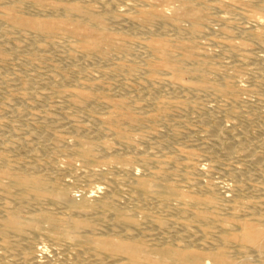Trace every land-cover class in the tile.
<instances>
[{
  "label": "bare ground",
  "instance_id": "1",
  "mask_svg": "<svg viewBox=\"0 0 264 264\" xmlns=\"http://www.w3.org/2000/svg\"><path fill=\"white\" fill-rule=\"evenodd\" d=\"M195 1L0 0V88L6 93L0 106V264H264L261 205L250 202L243 210V199L234 194L225 203L216 196L218 183L201 178L185 177L187 189L183 183L178 185L173 166L178 155L163 152L161 146L148 148L153 139H160L164 128L140 130L144 124H167L175 117L176 94L188 96L191 88V93L211 90L216 97L231 98H223V107L214 105L219 108L201 117L203 123H213V133L229 114L242 109L236 80L206 85L215 68L198 48L200 39H206L234 54L239 47L224 25L232 18L243 23L238 37L242 34L256 44L262 41L264 15L248 8L264 11V0H212L209 5L208 0ZM208 8L215 11L212 19ZM211 20L221 23L220 29L215 30ZM216 31L223 39H215ZM120 55L130 59L112 62V57ZM13 56L22 59L14 63ZM43 59L49 60L47 66L53 72L38 79L32 67ZM19 64L21 69L5 74ZM226 71L215 73L228 79ZM82 73H95V79H80ZM191 74L200 75L203 84L187 87L184 80ZM131 78L140 80L134 95L130 94ZM33 96L39 102L59 99L34 112L32 104L20 102ZM190 98L180 102L181 108L200 103ZM12 121L22 124L9 125ZM171 123L163 146L178 137ZM247 134L230 135L233 142L227 145L228 153L235 154L236 145L247 141L246 162L259 164L264 140ZM256 146H262L263 153H255ZM194 155L188 151L187 159L181 156L187 168L196 165ZM62 157L68 158L64 164ZM260 178L256 189L264 193V176ZM77 184L83 187L79 186L81 197L72 190Z\"/></svg>",
  "mask_w": 264,
  "mask_h": 264
},
{
  "label": "rangeland",
  "instance_id": "2",
  "mask_svg": "<svg viewBox=\"0 0 264 264\" xmlns=\"http://www.w3.org/2000/svg\"><path fill=\"white\" fill-rule=\"evenodd\" d=\"M212 0H208L207 1V3L206 4H211V3H213V1L211 2ZM238 1H240V0H238ZM197 4H200V3H202V2H204V1H202V0H196L195 1ZM211 2V3H210ZM158 3L155 1L154 2V5H157ZM248 10L251 12V13H254V14H257V15H264V11L262 10L261 11V9H258V8H254V7H251V8H248ZM207 12H208V14H209V16H210V18L212 19V17L214 18L215 17V11H213V9L212 10H210L209 11V8L207 9ZM214 14V15H212V14ZM239 23V24H238ZM212 26H213V28H215V30H217V29H220V26H221V23H218V22H216V21H212L211 20V23H210ZM241 24V25H240ZM225 26H226V28H228V29H230V31L232 32L231 33V37H230V39H231V41H233L234 43H236L237 45H238V47L239 48H237V50H236V52L234 53V54H232L231 52V49L230 48H227V51H225V47H223V46H220V45H217L216 44V46H214V44L211 42V41H209V40H206V39H204V41L205 42H203L202 40L203 39H200V41H201V44L199 45V48H198V50L200 51V52H203V53H206L207 54V56H208V59L211 61V63H212V66L215 68V70H211L209 73V75L210 76H208V77H210V79L208 78V80H207V82H206V85H211V84H216V83H218L219 85H223V83H225L226 81L225 80H230V81H235L234 82V84L236 85V87H237V90H238V96H237V98H238V100L239 101H241V102H239V110H240V106H242V109L239 111V113H231V114H229V116H227V118L225 119V122H224V125L226 124V122L227 123H229L228 125L226 124L225 126L223 125H221L220 127H218V128H216V130H218L219 128H222V129H220L221 131H223V132H221L220 130H218V131H216L217 133L219 132V134H217L215 131H214V133H213V131H211V130H213L210 126H212V122H209L210 123V125L208 126V124L207 123H203L202 121V119L203 118H207L209 115H210V113L212 112V110H217L219 107H223L222 105H225V103H224V101L226 100V101H230V99L231 98H229V97H223V98H226L225 100L223 99V98H220V97H216L215 96V94H214V91H213V93H210V92H212L210 89V94L208 93V90H206V91H202V90H192V93H191V89L189 90V92H186V94L188 95V96H186L185 95V92H183V93H181V92H178V94H176V96H175V99H177L176 100V108H175V110H174V114L173 115H175V117L173 116L172 118H171V120H174L175 121V123H176V121L178 122V123H174L173 121H171V120H169L170 122H172V123H174V125H176L175 126V129H176V135L178 136V137H174V140H172V142L171 143H169L168 145H165V146H163V145H161V143L165 140V139H168L169 138V135L171 134V132H168V131H170V128H169V130H168V127H170V122L169 121H167L166 123L168 124H164V123H162V122H158L159 123V125H157L158 123L156 122V123H153V124H144V126L143 125H141V127H143V129H140L142 132H144V130H147V128H148V131H145V133H148V132H150V131H154L153 129H152V127H156L157 129H159L160 131L162 130L163 131V135H161V137H160V139L158 138H156V139H153L152 141H151V144L149 145V147L148 148H152V149H154L153 147H160L161 146V150L163 151V152H166V153H168V154H172V152H173V154L176 156V155H178V157H177V161L175 162V164H173V166H174V168H176L175 170H176V176H175V178H177V179H175V180H177L176 182H178L177 184L178 185H182V183H183V186H185L184 188H188L187 186V184H184V183H186V180H184L185 179V177H187V176H189V177H191V178H193V179H195V178H201V179H203V180H209V181H212V182H217L218 183V186L216 187V196H218V198L219 199H221V200H223L225 203H227L229 200L228 199H232V198H234V197H237V198H241V200L243 199V207L241 208V209H243L244 210V208L247 206V205H249V204H251L252 202H253V204H255V203H259V205H261L260 207V209H261V213H262V215H260L259 217L260 218H264V193H263V191H261L260 189L259 190H257L256 188L257 187H259L258 185V183H260V181H261V178L260 177H262V175L264 176V156H263V160L259 163V164H255V163H252L250 160H249V162H246V160L248 161V159H249V157H247V158H245V156H243L244 154H245V144L247 143V141L245 142V144L244 143H238L237 145H236V148H237V152L235 153V154H233V155H231V154H229L228 153V150H227V145H229V144H232V142H233V140H231V137H230V135L232 136V135H235V136H237V135H240V134H242L243 135V132L244 133H248L249 134V136H248V134H247V136L248 137H250V139H251V137L253 136H255L254 138L257 140L258 138L259 139H263L264 140V133H262L261 132V130L263 129V125H264V78L262 77V76H260V75H262V73H264V60L261 58V57H264V37H263V39H262V41H257V44L256 43H253V42H256V41H253L252 39H250L251 41H249V38H247V39H245L244 38V36L242 35V34H239V37H241L240 39H239V37L237 36L238 35V33H240V32H238V28L240 27V26H242L243 25V23H242V21L240 22V20H234L233 18H232V21H230L229 23H225L224 24ZM223 26V25H222ZM119 26H113V29L115 28V31H117L116 29L118 28ZM237 29V30H236ZM237 31V32H236ZM219 31H216V36H215V34L214 35H210L211 37H213V36H215V39L217 38V39H223L222 38V36H221V34L220 33H218ZM170 34H163L162 36H164V37H167V36H169ZM136 36H139V35H136ZM243 36V37H242ZM236 37V38H235ZM235 38V39H234ZM243 38V39H242ZM244 39H245V41H244ZM238 41L240 42V43H238ZM253 41V42H252ZM258 42H262V44L261 43H258ZM207 44V45H206ZM211 44H212V47H211ZM205 45V46H204ZM258 45V46H257ZM260 45V46H259ZM263 47H262V46ZM212 49H211V48ZM223 48V49H222ZM204 49V50H203ZM246 49V50H245ZM210 50V51H209ZM245 51V52H244ZM231 54H230V53ZM241 54V56H239V54ZM244 53L246 54V55H244ZM228 54H230V55H228ZM228 55V56H227ZM237 55L239 56V57H237ZM259 55H262L261 57L259 56ZM210 56V57H209ZM235 58H234V57ZM258 56H259V58H258ZM119 57V58H118ZM229 57V58H228ZM241 57V58H240ZM117 58V59H116ZM127 58V59H126ZM128 58L130 59V56H115V57H112V62H114V61H119L120 59L121 60H128ZM235 60H234V59ZM240 58V59H239ZM13 59H14V63H16L17 62V60H21L22 58L21 57H19V56H13ZM141 59H142V57L141 58H137L136 59V61H138V62H140L141 61ZM233 59V60H232ZM240 61H238V60ZM260 59H262L261 61H260ZM213 61H215V64H214V62ZM111 62V60H110V63H112ZM217 62V63H216ZM235 62V63H234ZM262 64H260V63ZM47 63H49V60L48 59H46V60H41L40 62H36V66H33L32 67V73L34 72V74L35 75H37V78L38 79H40V78H43V77H45L48 73H52L53 72V69L51 68V67H49V66H47L48 64ZM219 63V64H218ZM218 64V65H217ZM259 64L261 65V66H259ZM237 65V67H232V66H236ZM221 66V67H220ZM23 67V65H21V64H19V65H13V66H11L10 68H8L7 70H6V72H5V74H10V73H12V72H16V71H18L19 69H21ZM219 67H220V69H219ZM218 68V69H217ZM225 68H227L226 70H224ZM262 68V69H261ZM223 69V70H222ZM217 71H220V72H225L226 71V74L228 73V75H229V77H228V79H226L227 77V75H225L224 77H226L225 79H220L219 78V76L217 75V73H215V72H217ZM238 71V72H237ZM212 73V74H211ZM216 74V75H214V74ZM233 73H234V75H233ZM237 73V74H236ZM231 74L233 75V76H231ZM96 74L94 73V74H89V75H85V74H81L80 75V79L82 78L83 80H85V81H93L94 79H95V76ZM235 75H236V77H235ZM264 75V74H263ZM212 76H214V79H213V77ZM231 76V77H230ZM260 77H261V79H260ZM24 78H26V77H24ZM189 79V81H188V79ZM187 78H185V80H184V82H185V84H186V86L188 87H191V86H193V85H195L196 84V82H197V84H203V83H201L202 81H203V79H202V77L200 76V75H197V74H191V75H188L187 76ZM230 78V79H229ZM236 78V79H235ZM103 79V78H102ZM231 79H233V80H231ZM103 80H105V79H103ZM223 80V81H222ZM237 80H239V81H237ZM195 81V82H194ZM209 81H211L212 83H210ZM215 81V82H214ZM218 81H221V82H218ZM199 82V83H198ZM237 82V83H236ZM239 82V83H238ZM130 94L131 95H134L136 92V90L138 91V87L140 86V80H138L137 78H131V80H130ZM138 83V84H137ZM221 83V84H220ZM72 85L74 84V82H72L71 83ZM245 86V87H244ZM133 88V89H132ZM244 89V90H243ZM21 90H19L18 91V93L20 92ZM194 91H195V93H194ZM199 91V92H198ZM202 91V92H201ZM204 92V93H203ZM206 92V93H205ZM239 92H240V95H239ZM197 93V94H196ZM201 93V95H199V94ZM203 93V94H202ZM181 94H182V96L185 98H183L182 99V96H181ZM194 94H196V95H194ZM208 94L209 96H210V98L208 97V95H207V99H206V95ZM212 94H214V95H212ZM5 95H6V93H5V91L3 90V89H1L0 88V106H2L3 107V103L6 101L5 100ZM194 97H193V96ZM199 95V96H198ZM195 96H196V98H195ZM213 96V97H212ZM9 97V96H8ZM186 97L188 98V97H191V98H193V99H195V102H198V101H200V103H196L195 105L196 106H192L191 108H189L188 106V108H186V104H184L185 105V107L184 106H182V108H181V106L180 105H183V104H181V103H183L185 100H186ZM202 97H204V98H202ZM240 97V98H239ZM180 100H179V99ZM190 98V99H191ZM212 98H214L215 99V101H214V99H212ZM21 100H20V102L21 103H25V102H28V103H30V105L32 104V106L30 107V109L32 110V111H34V112H39V111H41V110H44V109H46V108H48L51 104H52V101L54 100H57V99H59V98H57V97H52L49 101H46V102H39L38 100H37V98L36 97H23V98H20ZM202 99V100H201ZM218 99H219V101H218ZM223 99V100H222ZM210 100H212V101H210ZM202 101H204V102H202ZM219 102L218 104H216L217 102ZM242 101H243V105L241 104L242 103ZM181 102V103H180ZM210 102V103H209ZM214 102V104H212ZM216 102V103H215ZM220 102H223L224 104H222V103H220ZM177 103H180L179 105L177 104ZM204 103H206V104H204ZM209 104V105H208ZM204 105V106H203ZM207 105V106H206ZM211 105V107H209ZM214 105L216 106H219V107H216V108H214ZM179 106V107H178ZM204 108H203V107ZM194 107H197V108H194ZM201 107V108H200ZM205 107H207V108H205ZM180 109V111L181 110H185V111H178L179 109ZM184 108V109H183ZM199 108H200V112H197V110H199ZM210 110H209V109ZM188 109H190V112H189V110ZM193 109H194V111H195V109H196V111L195 112H197V113H195L194 111H193ZM202 109H205V110H203L202 111ZM193 111V112H192ZM206 111V112H205ZM135 112L136 113H138L139 112V110L138 109H135ZM177 112V113H176ZM185 112H186V114H185ZM180 113V114H179ZM181 113H182V115H181ZM184 113V114H183ZM190 113L192 114L191 116H189L190 115ZM195 113V114H194ZM208 113H209V115H208ZM56 114H57V112H56ZM55 114V115H56ZM177 114V115H176ZM193 114H194V116H193ZM205 114H207V115H205ZM188 115V116H187ZM202 115V116H201ZM57 117L58 116H60L59 115V113H58V115H56ZM180 116V117H179ZM184 116V117H183ZM196 116H197V118H196ZM199 116H200V118H199ZM201 117H203L202 119H201ZM180 118H181V120H180ZM189 118H191V119H189ZM196 118V119H195ZM199 118V119H198ZM180 121H179V120ZM182 120H183V123H184V121H185V123L183 124L182 123ZM187 120V121H186ZM202 120V121H201ZM227 120V121H226ZM230 120V121H229ZM199 121H201V123H203L204 125H202ZM182 124H180V123ZM232 122H233V124H232ZM171 123V124H172ZM200 123V124H199ZM12 124H16V125H18V126H21V124H22V122L21 121H16V122H9V125H12ZM162 124V125H161ZM205 124H206V126H205ZM7 126L6 128L7 129H10V126ZM147 125V126H146ZM165 125V127H163ZM173 125V124H172ZM186 125V126H185ZM199 125L201 126L200 128H199ZM162 128V129H160V127ZM178 126V127H177ZM181 128H180V127ZM182 126H184V127H182ZM205 126V127H204ZM228 126V127H227ZM127 128H128V130L130 129V131H132V132H138L137 131V129H136V127H128V126H126ZM138 127V126H137ZM140 126L138 127V130H139V128H141ZM147 127V128H146ZM149 127H151V128H149ZM167 127V128H166ZM188 127V128H187ZM207 127V128H206ZM224 127V128H223ZM184 128V129H183ZM206 128V129H205ZM229 128V130H227V129ZM262 128V129H261ZM165 129H167V131L165 130ZM188 129V130H187ZM192 129V130H191ZM224 129H226V130H224ZM139 130V131H140ZM178 130V131H177ZM191 130V131H190ZM207 131V132H206ZM238 131H240V132H238ZM243 131V132H242ZM167 132V133H166ZM178 132V133H177ZM237 132H238V134H237ZM186 133V134H185ZM210 133H213V134H210ZM226 133V134H225ZM234 133H236V134H234ZM240 133V134H239ZM258 133V135L256 136L255 134H257ZM168 134V135H167ZM182 134V135H181ZM210 134V135H209ZM228 134V135H227ZM165 135H166V138H165ZM216 135H217V137H216ZM164 138H163V137ZM214 136V137H213ZM218 136H220V137H222L221 139L223 140L224 138V140H223V144L221 143V141L222 140H220V141H218L219 140V137ZM179 137H181V139H178ZM216 137V139L215 140H217V141H215L214 140V138ZM210 138H212L211 140H210ZM218 138V139H217ZM228 138V139H227ZM162 139V140H161ZM187 139H188V141H187ZM227 139V140H226ZM253 139V138H252ZM254 139V140H255ZM258 139V140H259ZM206 140V141H205ZM255 140V141H256ZM190 141H192V142H190ZM207 142V143H205V142ZM230 141V142H229ZM203 142V143H202ZM201 143L203 144V145H201ZM197 146H196V145ZM207 144H208V146H207ZM211 144V145H210ZM219 144V145H218ZM222 144V145H221ZM201 145V146H200ZM212 145H213V147H212ZM224 145V146H223ZM163 146V147H162ZM204 147V148H203ZM207 147V148H206ZM209 147H212V148H210L209 149ZM176 148H178V149H176ZM224 148H226L225 150H224ZM185 149V150H184ZM213 149V151H211ZM215 149V150H214ZM219 150V152H218V150ZM223 149V150H222ZM262 146H256V147H254V149H253V151L255 152V153H263L262 152ZM205 150V151H204ZM207 150V151H206ZM178 153H176V152ZM188 151H193L194 153H195V155H194V159H195V163H196V165L195 166H192L191 168H187L186 167V161L187 160H184V158L183 157H181V156H185V158H186V153ZM225 151V152H224ZM180 153H182V154H180ZM184 153V154H183ZM196 157V158H195ZM179 158H181V159H179ZM200 158V159H199ZM68 158H66V157H62V160H61V162L63 163V161H65V160H67ZM179 159V160H178ZM187 159V158H186ZM246 159V160H245ZM181 160V161H180ZM184 160V161H183ZM199 160V162H197ZM203 160V161H202ZM183 161V162H182ZM201 162V163H200ZM203 162V163H202ZM181 163H183V165L181 164ZM64 164V163H63ZM81 163L80 162H77V167H79V165H80ZM180 165H182V167L181 168H184V169H181L180 168ZM202 166V167H201ZM260 166V167H259ZM187 168V169H186ZM193 168V169H192ZM181 169V170H180ZM190 169V170H189ZM199 169V170H198ZM200 169H202V170H200ZM206 171H205V170ZM182 171V170H184V172L183 173H180V171ZM241 170H243L242 172H243V174H241L242 172H241ZM179 171V172H178ZM202 173H200V172ZM204 171L205 172H207L208 173V175H207V173H205L204 174ZM209 171V172H208ZM235 171H237V172H235ZM245 171V172H244ZM73 172H75L74 170H73ZM178 172V173H177ZM186 172V173H185ZM211 172V174L212 175H210L209 173ZM70 173H72V172H70ZM185 173V174H184ZM187 173H189V175L187 174ZM193 173V174H192ZM236 173V174H235ZM237 173H240V175H238ZM245 173V174H244ZM249 175V176H251V175H253V177H254V179L252 178V176H251V178L247 175V174ZM253 173V174H252ZM255 173H259V175H261L260 177H258L259 175H255ZM178 174H180V176L178 175ZM182 174V175H181ZM198 176H197V175ZM251 174V175H250ZM186 175V176H185ZM201 175H205V176H201ZM235 175H238V176H235ZM182 176V177H181ZM206 176H208V177H206ZM211 176V177H210ZM241 176L243 177V178H241ZM179 177H180V179H182V180H180L179 179ZM206 177V178H205ZM238 177V178H237ZM249 177V178H248ZM208 178V179H207ZM241 178V179H240ZM247 178L249 179V180H251L252 182H254V183H252L251 181H249L248 183H247ZM183 180H184V182H183ZM242 180V181H241ZM245 180V181H244ZM247 180V181H246ZM181 181V182H180ZM237 181H238V185H236L237 184ZM181 183V184H180ZM241 183V184H240ZM242 183H244V184H242ZM246 184V185H245ZM249 184V185H248ZM261 184V183H260ZM240 185H244V186H240ZM251 185V186H250ZM78 186V187H77ZM77 186L76 185H74L73 187H72V190H73V192H75V194H77V196H79V197H81V194H82V192H81V190H83L82 188V186L81 185H78L77 184ZM79 186H81V187H79ZM235 186V187H234ZM237 186V187H236ZM250 188V189H247L248 187ZM233 189H231V188ZM238 187H241V188H238ZM254 187V188H253ZM81 188V190H79ZM234 188L236 189V188H238V190L236 189V192L234 191ZM245 190H244V189ZM246 189H247V191H246ZM257 190V191H254V190ZM76 190V191H75ZM240 190H241V192L242 193H239L240 192ZM244 190V191H243ZM250 190V191H249ZM252 190V191H251ZM78 191H80L81 192V194L80 195H78L80 192H78ZM231 191V192H230ZM238 192V194H236ZM244 192V193H243ZM261 192V193H260ZM235 196H234V195ZM239 194H241V195H239ZM230 195H232L231 197H230ZM76 196V197H77ZM234 196V197H233ZM79 197H77L78 199H79ZM245 197V198H244ZM225 198V199H224ZM248 200H247V199ZM245 199V200H244ZM225 200H227V201H225ZM250 200V201H249ZM252 200V201H251ZM249 201V202H248ZM244 202L246 203V204H244ZM251 202V203H250ZM252 204V205H253ZM263 206V207H262ZM263 208V209H262ZM245 212H241V214H244ZM40 254V253H39ZM47 254H50L49 252H47ZM51 255V254H50ZM40 256L43 258V254L41 255L40 254Z\"/></svg>",
  "mask_w": 264,
  "mask_h": 264
}]
</instances>
